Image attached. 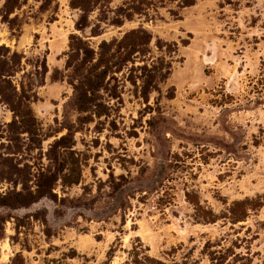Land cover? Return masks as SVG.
<instances>
[{
  "label": "rangeland",
  "instance_id": "obj_1",
  "mask_svg": "<svg viewBox=\"0 0 264 264\" xmlns=\"http://www.w3.org/2000/svg\"><path fill=\"white\" fill-rule=\"evenodd\" d=\"M0 264H264V0H0Z\"/></svg>",
  "mask_w": 264,
  "mask_h": 264
}]
</instances>
